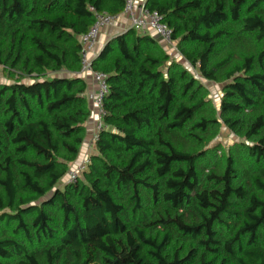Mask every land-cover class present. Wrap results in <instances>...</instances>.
<instances>
[{
	"label": "trees",
	"instance_id": "1",
	"mask_svg": "<svg viewBox=\"0 0 264 264\" xmlns=\"http://www.w3.org/2000/svg\"><path fill=\"white\" fill-rule=\"evenodd\" d=\"M209 90L131 27L107 75L96 152L81 36L125 0H0V264H264V0H146ZM225 124L241 141L211 144ZM64 182V183H62Z\"/></svg>",
	"mask_w": 264,
	"mask_h": 264
},
{
	"label": "built area",
	"instance_id": "2",
	"mask_svg": "<svg viewBox=\"0 0 264 264\" xmlns=\"http://www.w3.org/2000/svg\"><path fill=\"white\" fill-rule=\"evenodd\" d=\"M94 12L96 16L95 23L87 33L81 36L82 50L80 73L84 78L88 75L92 76L98 86L95 94L89 95V98L95 108L94 118L99 131L104 126L106 111L103 105V99L108 91V84L107 75L104 72L94 70L92 62L95 58V51L102 31L106 27L116 24L125 17L130 21L131 27L135 28L140 33H149L160 38L162 44H171L174 42V39L172 29L163 21L162 16L156 11H150L144 6V4H140L137 0H125L124 10L118 15ZM89 162L90 159L85 160L80 167L73 172L71 177L72 181L81 177L80 173L83 174L88 167Z\"/></svg>",
	"mask_w": 264,
	"mask_h": 264
},
{
	"label": "rangeland",
	"instance_id": "3",
	"mask_svg": "<svg viewBox=\"0 0 264 264\" xmlns=\"http://www.w3.org/2000/svg\"><path fill=\"white\" fill-rule=\"evenodd\" d=\"M163 48L170 55L169 62L176 61L182 66L186 67L188 70H190V72L193 75H195L202 83H204L207 86L209 90L208 99H210L214 104V106L218 109L223 95L224 84L205 80L201 75V73L199 72L198 66L197 67L193 66L180 53V50L177 46V41H174L171 44H163ZM6 81H8L7 77L3 69L0 67V83H4ZM94 117H95L94 114L92 116L90 115L89 117V120L87 122V124L89 125L88 126L89 129L87 131V135L81 149L82 153L80 155V158H78L74 163L70 164V169L67 176L64 179V182H66L67 180L70 181L72 179L71 177L73 172L76 171L85 160L90 159L92 155L91 151L95 148L94 144L98 132ZM239 141H241L240 138L236 134H234V132H232L225 124L222 123L220 133L217 136L216 140L211 145L214 146L218 144L221 145L223 149H225L228 148L230 145L235 144V142H239ZM80 175L82 176V173H80Z\"/></svg>",
	"mask_w": 264,
	"mask_h": 264
},
{
	"label": "crops",
	"instance_id": "4",
	"mask_svg": "<svg viewBox=\"0 0 264 264\" xmlns=\"http://www.w3.org/2000/svg\"><path fill=\"white\" fill-rule=\"evenodd\" d=\"M140 4H144L146 0H137ZM131 28V24H130V21L123 17L119 22H117L116 24H113L112 26H109V27H106L101 35H100V38H99V43H98V46L96 48V51H95V57L98 56V54L100 53L101 49L104 47V45L112 38L114 37L115 35L119 34V33H122L124 31H126L127 29ZM85 80H86V83H87V94L88 96L91 95V94H95V92L97 91L98 89V86H97V83L93 80L92 76H87L85 77ZM90 100V99H89ZM90 104V107H91V116L94 114V111H95V108L93 106V103L92 101L90 100L89 102ZM88 124H87V129L88 128ZM95 146V144H94ZM96 152V149L94 148L92 151H91V154L95 153ZM82 153V152H81ZM81 155V154H80ZM80 155L78 158H80Z\"/></svg>",
	"mask_w": 264,
	"mask_h": 264
},
{
	"label": "water",
	"instance_id": "5",
	"mask_svg": "<svg viewBox=\"0 0 264 264\" xmlns=\"http://www.w3.org/2000/svg\"><path fill=\"white\" fill-rule=\"evenodd\" d=\"M159 40H161V39L159 38Z\"/></svg>",
	"mask_w": 264,
	"mask_h": 264
}]
</instances>
